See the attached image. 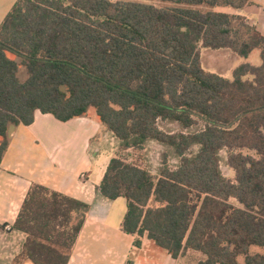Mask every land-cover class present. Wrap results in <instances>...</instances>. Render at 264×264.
I'll return each mask as SVG.
<instances>
[{
	"label": "trees",
	"instance_id": "obj_1",
	"mask_svg": "<svg viewBox=\"0 0 264 264\" xmlns=\"http://www.w3.org/2000/svg\"><path fill=\"white\" fill-rule=\"evenodd\" d=\"M249 3L17 0L0 25V169L12 128L31 125L36 111L63 122L95 116L123 149L154 140L180 158L157 175L117 156L108 164L99 189L127 200L122 229L137 246L146 233L187 264H264L251 250L264 249V34L217 10ZM200 47L242 58L258 50L261 64L242 63L230 79L202 67ZM160 121L203 127L170 133ZM224 150L234 179L222 172ZM89 210L33 184L14 224L27 239L12 264H69Z\"/></svg>",
	"mask_w": 264,
	"mask_h": 264
},
{
	"label": "crops",
	"instance_id": "obj_2",
	"mask_svg": "<svg viewBox=\"0 0 264 264\" xmlns=\"http://www.w3.org/2000/svg\"><path fill=\"white\" fill-rule=\"evenodd\" d=\"M16 1L0 0V25ZM232 14L246 17L264 34V0H251ZM110 136L95 116L63 122L41 111L31 125L12 128L0 169V264H12L23 250L27 235L14 224L33 184L90 206L69 264H187L155 245L146 233L137 246V236L123 231L127 200H111L99 189L115 157L107 144Z\"/></svg>",
	"mask_w": 264,
	"mask_h": 264
},
{
	"label": "rangeland",
	"instance_id": "obj_3",
	"mask_svg": "<svg viewBox=\"0 0 264 264\" xmlns=\"http://www.w3.org/2000/svg\"><path fill=\"white\" fill-rule=\"evenodd\" d=\"M111 1H119V0H111ZM123 1H146V0H123ZM157 6H165L166 4L154 1L151 2ZM219 11L234 13L235 9L228 7H220L217 8ZM9 56L13 59L19 60L15 55L9 54ZM200 62L202 67L209 72H214L220 74L224 77H228L232 79L233 70L240 64L249 62L254 65L261 64L260 52L258 50L254 51L251 56L248 58H242L237 54L233 53L229 49H221V50H213L200 47ZM20 78L21 80H25L27 78V73L25 67H21L20 69ZM159 126L162 130L170 133H178L181 131L186 132H196L203 127L202 123L192 127L189 130H184L180 124L176 122L170 121H160ZM109 137V141L107 142L108 146L113 149V153L115 156L120 157L130 163H135L142 168H145L151 171L154 174H159L165 161L171 169H175L180 164V158L175 153L174 149L171 146L166 144H162L157 141H148L143 148H131V149H123L120 145L118 139L111 140ZM198 150V147H194L191 152L194 153ZM221 157V169L223 174L229 178L234 179L235 172L232 168H230L228 164V152L226 150L222 151L220 154ZM232 203L237 204L236 200L232 199ZM252 252H264V249L260 247H253ZM243 258H241V262Z\"/></svg>",
	"mask_w": 264,
	"mask_h": 264
},
{
	"label": "built area",
	"instance_id": "obj_4",
	"mask_svg": "<svg viewBox=\"0 0 264 264\" xmlns=\"http://www.w3.org/2000/svg\"><path fill=\"white\" fill-rule=\"evenodd\" d=\"M5 229L10 231L12 229V227L11 226H6Z\"/></svg>",
	"mask_w": 264,
	"mask_h": 264
}]
</instances>
